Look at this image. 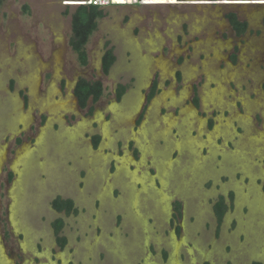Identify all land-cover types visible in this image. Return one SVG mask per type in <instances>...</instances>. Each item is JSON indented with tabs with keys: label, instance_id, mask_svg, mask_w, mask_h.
Listing matches in <instances>:
<instances>
[{
	"label": "rangeland",
	"instance_id": "374dc122",
	"mask_svg": "<svg viewBox=\"0 0 264 264\" xmlns=\"http://www.w3.org/2000/svg\"><path fill=\"white\" fill-rule=\"evenodd\" d=\"M75 1L0 0V264H264V0L107 7L86 67Z\"/></svg>",
	"mask_w": 264,
	"mask_h": 264
},
{
	"label": "trees",
	"instance_id": "16d2710c",
	"mask_svg": "<svg viewBox=\"0 0 264 264\" xmlns=\"http://www.w3.org/2000/svg\"><path fill=\"white\" fill-rule=\"evenodd\" d=\"M104 11L95 6H78L71 16V34L68 45L71 51L75 54L76 60L81 67H86L88 64V54L86 50L87 43L93 32L97 28L98 21L103 18ZM226 19L236 36L243 35L247 30V23L240 21L235 13H228ZM115 57L112 50H107L101 59V71L104 75L109 72L113 65ZM125 87L118 86L115 92V98L120 100L124 93ZM74 97L80 109L88 108L89 113L92 111V106L95 105L104 94V87L100 81H88L84 78H79L73 89ZM154 95V87L149 94V99ZM196 102V99H195ZM97 139L95 138V143ZM230 200L232 196L230 195ZM177 210L179 209V204ZM52 209L57 213H63L65 216L74 215L77 209L70 199L56 198L51 202ZM228 206L224 199L220 197L213 205V212L217 224L220 225L225 215ZM64 222L62 218H57L52 222V229L55 235L56 244L59 248H64L66 239L61 236ZM256 264V263H255Z\"/></svg>",
	"mask_w": 264,
	"mask_h": 264
},
{
	"label": "built area",
	"instance_id": "2783aa9c",
	"mask_svg": "<svg viewBox=\"0 0 264 264\" xmlns=\"http://www.w3.org/2000/svg\"><path fill=\"white\" fill-rule=\"evenodd\" d=\"M158 0H77V6H95L100 9H105L107 7H150L155 6V2ZM66 3V2H63ZM68 6V5H64Z\"/></svg>",
	"mask_w": 264,
	"mask_h": 264
},
{
	"label": "bare ground",
	"instance_id": "6f19581e",
	"mask_svg": "<svg viewBox=\"0 0 264 264\" xmlns=\"http://www.w3.org/2000/svg\"><path fill=\"white\" fill-rule=\"evenodd\" d=\"M158 2V1H156ZM71 5H77L78 3L77 2H70Z\"/></svg>",
	"mask_w": 264,
	"mask_h": 264
},
{
	"label": "flooded vegetation",
	"instance_id": "af4514ba",
	"mask_svg": "<svg viewBox=\"0 0 264 264\" xmlns=\"http://www.w3.org/2000/svg\"><path fill=\"white\" fill-rule=\"evenodd\" d=\"M247 28H248V25H247ZM246 31H247V30H246ZM245 33H246V32H245ZM245 33H244V34H245ZM244 34H243V35H244ZM62 214H63V213H62Z\"/></svg>",
	"mask_w": 264,
	"mask_h": 264
},
{
	"label": "crops",
	"instance_id": "0c3cea01",
	"mask_svg": "<svg viewBox=\"0 0 264 264\" xmlns=\"http://www.w3.org/2000/svg\"><path fill=\"white\" fill-rule=\"evenodd\" d=\"M123 8H129V7H123Z\"/></svg>",
	"mask_w": 264,
	"mask_h": 264
}]
</instances>
